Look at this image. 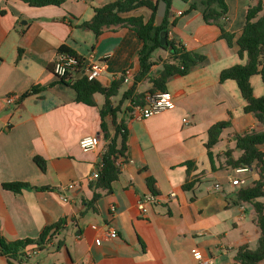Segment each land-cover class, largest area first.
Wrapping results in <instances>:
<instances>
[{"label":"crops","instance_id":"0c3cea01","mask_svg":"<svg viewBox=\"0 0 264 264\" xmlns=\"http://www.w3.org/2000/svg\"><path fill=\"white\" fill-rule=\"evenodd\" d=\"M111 1L65 0L60 5L30 6L22 0H0V232L7 241L36 239L46 225L65 218L61 232L35 255L20 251L18 264H197L208 258L212 264H241L235 257L237 249L245 244L257 246L259 233L252 205L235 202V191L241 186L231 184L237 175L224 166V153L235 147L236 135L260 126L243 111L236 82L220 81L219 73L244 63L246 56L238 55L236 37L229 45L220 36L219 25L203 21L201 0H172L168 38L206 60L184 75L168 78L166 90L173 95L174 108L146 118L132 117L133 106L148 105L152 86L149 75L135 79L142 40L123 25L106 28L98 36L79 26L92 17L93 7ZM225 3L227 12L220 22L238 36L252 0ZM190 5L194 8L188 10ZM122 16L147 21L150 10L140 7ZM62 45L85 60L93 51L92 62L101 67L97 78L101 85L108 87L123 77L110 100L118 108L117 122L125 125L127 149L120 156L117 179L110 189L96 188L101 196L93 205H89L94 181L90 174L100 164L107 144L101 123L110 135L114 126L109 114L101 117L102 94L93 95L94 105L78 102L74 89L51 71ZM158 49L157 55L152 53L151 76L171 62L168 50ZM80 76L77 72L68 79ZM258 76L250 77L255 96L264 94ZM10 94L15 98L7 103ZM219 121L228 125L211 148V161L205 144L209 127ZM94 134L99 136L98 145L83 151L79 139ZM260 149L264 151V143ZM238 152L235 148L231 156L236 158ZM34 156L44 160V170ZM148 177L155 180L158 194L145 214L137 201L152 194ZM190 180L192 188L184 189ZM74 181L78 185L68 189ZM9 182L31 187L15 192L3 186ZM171 192L175 195L170 196ZM112 224L115 238L106 235ZM43 251L47 253L41 257ZM0 264H7L1 254Z\"/></svg>","mask_w":264,"mask_h":264},{"label":"trees","instance_id":"16d2710c","mask_svg":"<svg viewBox=\"0 0 264 264\" xmlns=\"http://www.w3.org/2000/svg\"><path fill=\"white\" fill-rule=\"evenodd\" d=\"M30 6H44V5H60L65 0H22ZM166 3V12L163 21L160 25L155 24L156 9L159 0H114L100 6L93 7V15L89 20L83 21L79 24L81 27L90 29L96 36H98L104 29L110 28L114 25H123L131 28L136 32L138 37L142 40V45L139 48L138 60L140 70L135 76L138 81L146 75H149L152 84L149 89V96L158 91L166 90V82L168 78L174 74L184 75L195 65L201 64L206 60L203 54L194 51H187L184 47L168 38L167 20L170 11L172 0H163ZM187 1V0H184ZM200 11L202 19L206 23H215L219 25L220 36L226 40L229 45L235 38L237 45V53L240 57L246 56L244 63H237L227 68H224L219 73V80L224 81L232 79L236 82L239 93L244 101L243 111L254 116L259 129H252L236 135L235 147L225 151V167L234 169L238 166H249L255 170L257 177L252 180L248 186H241L235 191V202H247L252 205L255 212V224L258 229V246L250 248L248 245H241L236 252V259L241 264H260L264 261V151L260 149V145L264 143V94L255 96L253 94L250 77L258 74L264 85V4L261 0H252V4L247 10L245 24L238 36L225 30L223 24L220 22L221 18L227 12L225 0H201ZM140 7H146L150 10V16L147 21H144L141 16H127L122 14L130 12ZM194 8L190 5L189 9ZM164 31L167 45H160V32ZM162 48L168 50L170 53V61L165 62L157 75L151 76L149 74L152 60V53ZM59 51H67L75 55L78 59L81 56L76 54L74 50L62 45ZM70 76V75H69ZM69 76L59 78L60 81L72 87L76 93L75 100L85 104L94 105L93 95L100 93L104 97V103L100 109L101 117L109 114L112 117V125L114 126V133L110 135L105 129L102 121L101 125L104 129V138L107 141L106 149L102 154L99 167L98 177L90 183V188L93 190V196L89 201V205H93L95 201L101 196V193L96 192V188L110 189V183L117 179L120 174V166L116 164V160L125 155L127 149V131L122 121L117 122L116 110L117 107L110 108V97L117 94L118 88L122 84L123 77L113 81L108 87L101 85L95 80H87L85 75L80 77H73L69 81ZM35 90L34 88L32 91ZM128 89L126 93L131 92ZM29 92H24L22 97L28 95ZM140 95L139 97H141ZM136 105V102L135 104ZM228 125L227 121H219L212 124L208 129V140L205 144L210 160H212L211 148L218 141L221 130ZM118 137L119 143L117 142ZM238 148V156L233 158L231 156L234 149ZM33 160L41 170H44V160L39 156H34ZM213 167V166H212ZM214 168V167H213ZM189 170V167H188ZM147 185L153 195L158 194L155 186V180L148 177ZM6 189L18 192L23 187H31L23 182H9L4 183ZM193 181H187L184 189H191ZM37 188V187H36ZM39 189H48V187H38ZM65 218H60L58 221L46 225L36 239L25 238L15 241H7L0 232V254L6 256L7 264H18L17 256L21 251L26 254L25 248L29 245H35L42 249L44 244L50 240L57 232H61L62 225ZM24 250V252H23Z\"/></svg>","mask_w":264,"mask_h":264},{"label":"built area","instance_id":"2783aa9c","mask_svg":"<svg viewBox=\"0 0 264 264\" xmlns=\"http://www.w3.org/2000/svg\"><path fill=\"white\" fill-rule=\"evenodd\" d=\"M94 57L93 51L88 52L86 56V60L81 57V59H78L75 55H73L70 52L67 51H59L56 53V56L52 62L51 71L53 74L58 77L62 78L64 76H69L71 74L77 73L82 71L81 75H85L87 80H95L100 75L101 67L97 65L95 62H92V59ZM86 62V63H85ZM130 74V71L127 70L125 72V78L126 81L128 76ZM15 96L14 95H8L6 97V102L11 103L14 101ZM113 104L110 103V108H113ZM175 107V100L173 98V95L168 91H158L154 93L153 95L149 96V101L147 106H133V109L131 111L132 117L135 118H146L149 117L155 113H158L163 110L172 109ZM185 122L188 121L187 118L183 119ZM99 143V136L98 135H86L79 139L78 145L83 151H89L96 148V146ZM122 159H117L116 164L118 166H121ZM99 167L96 166L92 173L90 174V179L95 180L99 175ZM234 172L241 173V172H250L252 169L249 166H238L235 167ZM245 178H241L238 176L233 177L230 182L234 186H242L245 184ZM78 185V181H74L70 183L67 188L70 189L74 186ZM215 187H219L218 184H215ZM170 196H174L175 193L171 192L169 194ZM157 201L156 195L148 194L145 197L139 199L137 201V207L142 213H147L148 209L151 204ZM111 210H114L113 206L111 207ZM106 235L109 238H115L117 236L116 226L113 224L110 225L106 231ZM38 247H34L31 250H26V255H35L38 252ZM194 256H198V250H193ZM197 264H212V259L208 258L205 260H200Z\"/></svg>","mask_w":264,"mask_h":264},{"label":"water","instance_id":"95a60500","mask_svg":"<svg viewBox=\"0 0 264 264\" xmlns=\"http://www.w3.org/2000/svg\"><path fill=\"white\" fill-rule=\"evenodd\" d=\"M165 12H166V3L163 0H159L158 5H157V9H156V18H155V24L156 25H160L162 23ZM168 15L171 16L172 12L169 11ZM159 42H160V45H162V46L167 45L166 36L164 34V31L160 32ZM81 73H82V71H81ZM237 150H239V149L237 148ZM258 245H259V243H257V246Z\"/></svg>","mask_w":264,"mask_h":264},{"label":"rangeland","instance_id":"374dc122","mask_svg":"<svg viewBox=\"0 0 264 264\" xmlns=\"http://www.w3.org/2000/svg\"><path fill=\"white\" fill-rule=\"evenodd\" d=\"M264 1V0H263ZM264 4V3H263ZM158 52H161L160 49H156L154 51V54L157 55ZM259 77V76H258ZM126 88V85H123V89ZM118 98L120 99L121 98V94L118 95ZM238 177H241V178H245V184H243L242 186H248L252 183V180L255 179L256 177V173L255 172H241V173H237L236 174ZM47 252L46 251H43L41 253V257H44V255L46 254ZM34 260H37L36 258Z\"/></svg>","mask_w":264,"mask_h":264}]
</instances>
